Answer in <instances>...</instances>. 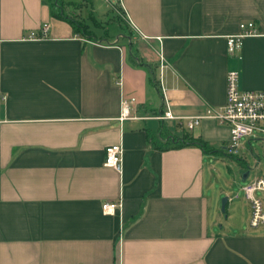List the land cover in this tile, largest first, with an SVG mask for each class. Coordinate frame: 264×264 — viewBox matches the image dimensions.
<instances>
[{"label": "crops", "instance_id": "1", "mask_svg": "<svg viewBox=\"0 0 264 264\" xmlns=\"http://www.w3.org/2000/svg\"><path fill=\"white\" fill-rule=\"evenodd\" d=\"M230 70L264 89V0H0V264H264V224L214 214V151L188 142L225 149L229 125L184 117L226 102Z\"/></svg>", "mask_w": 264, "mask_h": 264}, {"label": "built area", "instance_id": "2", "mask_svg": "<svg viewBox=\"0 0 264 264\" xmlns=\"http://www.w3.org/2000/svg\"><path fill=\"white\" fill-rule=\"evenodd\" d=\"M241 33L230 35L227 38L228 53L232 56L243 44V39L249 35H256L257 29L253 21L243 22L240 24ZM50 29L48 23L43 24L42 34L44 37ZM32 33L31 38H37ZM167 109L160 115L162 118H174L176 115L166 99ZM129 114V107L125 104L122 107L120 118H124ZM203 117H211L220 123L229 125L230 137L225 146L226 151L234 156H241L244 138L255 139L259 137V133H264V89L247 90L240 87V72L238 70H230L227 76V99L226 102L219 106H209L204 114L187 115L186 125L194 128L201 122ZM264 139V138H263ZM124 146L122 143H113L106 147L105 164L113 166L119 170L123 167ZM258 167V165H256ZM252 169V168H251ZM251 169L249 176L251 174ZM248 176V177H249ZM244 197L251 204V217L249 224L257 227L264 224V174L256 175L245 182L241 187ZM262 195H258V192ZM238 191L233 196L239 197ZM122 201H105L103 203V211L106 213H114L118 208L122 207Z\"/></svg>", "mask_w": 264, "mask_h": 264}, {"label": "rangeland", "instance_id": "3", "mask_svg": "<svg viewBox=\"0 0 264 264\" xmlns=\"http://www.w3.org/2000/svg\"><path fill=\"white\" fill-rule=\"evenodd\" d=\"M259 137L252 139V147L247 142V147L242 148L241 156H234L222 148L223 144H219L214 152L206 153L205 169H206V188L213 196L212 210L222 222L228 220V211L230 210L231 221L240 224H249L251 217V204L244 197L242 185L247 182L243 179V172L249 167L258 165L264 173V133H259ZM244 142L248 138L243 139ZM256 169L252 171L254 175ZM251 175V176H252ZM240 192V196L229 202L230 209L223 211L222 199L225 195H234ZM258 195H262L259 191Z\"/></svg>", "mask_w": 264, "mask_h": 264}, {"label": "trees", "instance_id": "4", "mask_svg": "<svg viewBox=\"0 0 264 264\" xmlns=\"http://www.w3.org/2000/svg\"><path fill=\"white\" fill-rule=\"evenodd\" d=\"M60 16H61V18L68 19V20L71 21L73 24L77 25V24L75 23L74 20H72V19L70 20L68 17H65L63 14H61ZM77 26H79V25H77ZM188 142H189V143H193V144H198V145H200V146H201L206 152L217 150V149L208 148L207 145L205 144V142L202 141L201 139H193V140L188 141ZM226 205H227V204H226Z\"/></svg>", "mask_w": 264, "mask_h": 264}, {"label": "water", "instance_id": "5", "mask_svg": "<svg viewBox=\"0 0 264 264\" xmlns=\"http://www.w3.org/2000/svg\"><path fill=\"white\" fill-rule=\"evenodd\" d=\"M250 173V170L248 169L247 171L244 172V175H243V179H247L248 175ZM227 201H228V195H225L222 199V209L223 211H225L226 209V204H227Z\"/></svg>", "mask_w": 264, "mask_h": 264}]
</instances>
